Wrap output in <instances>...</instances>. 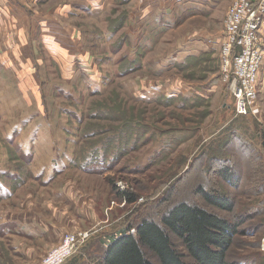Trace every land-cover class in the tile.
I'll use <instances>...</instances> for the list:
<instances>
[{
  "label": "rangeland",
  "instance_id": "obj_1",
  "mask_svg": "<svg viewBox=\"0 0 264 264\" xmlns=\"http://www.w3.org/2000/svg\"><path fill=\"white\" fill-rule=\"evenodd\" d=\"M197 1L206 0H182L178 9L163 0L171 7L165 18L158 2L144 14L145 0H11L19 13L9 34L21 31L18 53L33 62L36 79L37 99L24 108L44 104L56 143L23 156L5 130L26 111L0 118V264H48L53 255L75 264L82 245L98 238L90 259L76 262L92 264L109 237L143 218L159 224L179 202L223 219L240 211L251 217L228 258L264 264V72L249 114L236 116L220 45L168 59L191 34L223 31V38L234 0L188 16ZM40 21L84 61L68 78L41 47ZM202 192L231 201L233 210L208 204ZM30 223L43 234L20 228ZM68 236L76 246L56 256Z\"/></svg>",
  "mask_w": 264,
  "mask_h": 264
},
{
  "label": "crops",
  "instance_id": "obj_2",
  "mask_svg": "<svg viewBox=\"0 0 264 264\" xmlns=\"http://www.w3.org/2000/svg\"><path fill=\"white\" fill-rule=\"evenodd\" d=\"M181 1L182 0H171V3L177 8L178 5H181ZM217 1L219 0H206L205 2L197 1L196 5L191 4L194 9L187 11L188 16L201 15L203 13L209 14L213 7L211 4ZM13 2H11V0H0V118L11 114L14 110H22L24 106L30 102L32 97L37 95L33 92L36 83L35 76L33 75L34 64L33 62L27 61V58H23L18 53L19 47L23 44L25 38L22 36L21 31L18 33L15 31L16 34L15 32L13 33V39L11 38L12 34H9L13 22L18 19V16L15 14L19 13L17 6L15 7ZM157 2L163 5V9L165 8L166 5L163 3V0H145L143 6L144 14H147V12L149 13V11H151L150 9L153 8V5L155 6ZM170 10L171 7L163 10L165 18L169 16ZM165 21L167 24L173 22L170 18H167V20L165 19ZM40 22L39 30L41 35L39 36V40L41 42V47L46 50L51 61L60 66L62 74L64 72L63 76L68 78L76 66L75 62L83 60L78 59L75 53L73 54L66 49L70 47L60 42L59 38L56 37L54 33H51V31L49 32V30L44 27L42 21ZM145 22L147 25L148 21ZM175 26L174 23L171 27ZM263 31L264 27L261 31L262 34ZM222 33H218L217 35L191 34L186 38L184 43L180 45L182 46L180 47V53L176 50L172 53L170 52V57L168 59L176 61L178 55L187 58V56L190 55L198 56L203 52L211 53L217 51L222 39ZM53 36H55L56 39ZM261 39L264 42V36H262ZM260 71L264 72V64ZM30 93L33 95L31 96ZM36 97L37 96L34 98ZM224 104L226 103L222 105ZM23 110H25V108ZM25 111L26 113L22 114L16 122L11 123L5 130V137L9 142H15L23 156L31 155L32 158H35L38 156L39 150H44V148L51 150V145H55L56 141H54L52 135L56 133V130L50 127L51 123H49L47 119L48 116L45 114L44 104H38L34 106L32 110ZM0 169H2L1 165ZM0 186H2L1 179ZM35 225L32 223H30V225L20 224V228L24 227L22 228L23 230L26 228L27 232L32 231L34 233L38 231L40 234H43V227L37 223ZM54 237L56 238V236Z\"/></svg>",
  "mask_w": 264,
  "mask_h": 264
},
{
  "label": "trees",
  "instance_id": "obj_3",
  "mask_svg": "<svg viewBox=\"0 0 264 264\" xmlns=\"http://www.w3.org/2000/svg\"><path fill=\"white\" fill-rule=\"evenodd\" d=\"M229 179V177H228ZM205 201L220 209L232 211V202L221 196L211 197L201 193ZM135 201L134 196L128 197ZM251 217L243 212L235 213L231 219H223L208 209L196 204L176 203L164 215L159 224L143 218L109 237V243L100 251L92 264H240L230 260L228 251L237 235L243 234L242 225ZM131 229H134L131 232ZM171 237L178 239L179 250ZM95 238L93 244L84 243L73 262L81 258L90 259L94 244H102ZM148 249L155 262L144 252ZM89 256V257H87Z\"/></svg>",
  "mask_w": 264,
  "mask_h": 264
},
{
  "label": "built area",
  "instance_id": "obj_4",
  "mask_svg": "<svg viewBox=\"0 0 264 264\" xmlns=\"http://www.w3.org/2000/svg\"><path fill=\"white\" fill-rule=\"evenodd\" d=\"M263 22L264 0H234L227 10L219 57L228 92L234 99L236 116L249 114L248 104L256 97L257 75L264 64V42L261 39ZM64 243L63 247L55 250L56 256L75 242L72 236H68ZM53 258L54 255L47 263L59 264V260Z\"/></svg>",
  "mask_w": 264,
  "mask_h": 264
}]
</instances>
